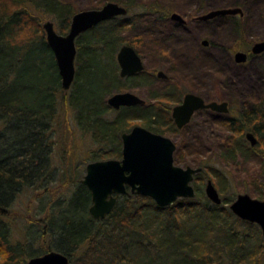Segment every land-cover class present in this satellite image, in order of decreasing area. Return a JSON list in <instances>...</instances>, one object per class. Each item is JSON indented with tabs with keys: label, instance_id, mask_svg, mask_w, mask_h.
Returning <instances> with one entry per match:
<instances>
[{
	"label": "trees",
	"instance_id": "trees-1",
	"mask_svg": "<svg viewBox=\"0 0 264 264\" xmlns=\"http://www.w3.org/2000/svg\"><path fill=\"white\" fill-rule=\"evenodd\" d=\"M15 4L18 7L14 11L0 6V264H26L27 259L51 250L71 256L70 264H221L224 258H229L231 264H261L256 259L264 245L259 226L254 224L256 230H249L250 238L233 229L234 221L250 224L222 206L230 205L233 197H222L220 205L207 197L201 187L203 166L193 181L195 198L160 207L150 197L123 195L102 220L90 216L91 192L77 183L67 198L56 200L37 220L40 251L32 244L25 249L11 245L6 218L18 193L25 187L40 188L54 180L52 153L64 106L73 111L83 133L99 145V150L90 154L94 161L122 158V134L130 131L138 118L142 119L141 125L164 135L175 126L173 121L161 119L159 104L122 107L115 110L114 118L106 116L113 110L106 98L114 90L152 80L144 72L123 78L119 70L117 54L129 44L122 33L137 18L126 22L125 17H115L77 38L76 77L67 93L45 32L32 20L31 4L54 15L60 33L69 31L74 10L59 0H21ZM236 25L237 32L243 33V23L237 20ZM222 125L232 132L223 157L255 150L264 144V98L244 108L237 117L222 121ZM248 130L259 136L255 146L250 142L247 145ZM212 171L222 192L226 178ZM67 205L73 206L74 214L59 222L54 217L55 209L60 211ZM47 237L52 238L50 243Z\"/></svg>",
	"mask_w": 264,
	"mask_h": 264
},
{
	"label": "rangeland",
	"instance_id": "rangeland-1",
	"mask_svg": "<svg viewBox=\"0 0 264 264\" xmlns=\"http://www.w3.org/2000/svg\"><path fill=\"white\" fill-rule=\"evenodd\" d=\"M15 1L21 0H0V6L5 11H14L18 7ZM111 1L129 9L127 15L117 17L127 18L126 22L138 19L133 26L123 31L122 36L129 43L124 45H131L138 51L144 64V70L139 73L144 72L143 75L151 76L152 80L145 84L133 82L130 86L116 89L107 96L106 102L116 92H133L145 100L144 104L154 103L155 100L154 104L162 108L161 119L171 121L167 111L172 109L176 99L180 101L187 92H196L208 100L230 101L231 118L264 98V51L258 54L252 52L255 43L264 41V0H59L61 5L72 8L74 14L81 10L101 8ZM31 7L35 25H40L45 32L43 24L50 20L58 29L54 15L35 5L31 4ZM227 7H240L243 15H221L208 20L199 18L212 10ZM173 12L190 20L187 29L172 22L170 18ZM197 16L203 21H191ZM237 20L245 27L241 34L237 32ZM203 40L209 44L204 45ZM238 51L248 52L245 62L236 61L235 54ZM159 71L170 74L173 83L157 77ZM115 110L113 108L106 116L114 118L117 115ZM225 117L230 116L200 110L184 128L177 129L172 125V131H165V135L177 145L175 163L182 167L203 166L204 183L201 187L204 192L207 181L212 179L221 197H233L234 201L238 194L248 193L264 200V144L260 143L255 150H247V155L237 153L232 158L223 157L225 144L230 143L228 135H232L222 125V121L231 119ZM142 123L141 118L132 122L133 125ZM2 124L0 121V127ZM55 134L51 178L54 180L40 188L36 185L23 188L9 209L6 219L10 225L9 238L14 248L18 246V249H25L28 244H32L40 251L41 229L37 220L45 216V211L54 206L56 200L70 195L84 177L87 164L94 161L90 154L99 150V145L92 140L91 135L84 134L78 127L73 111L65 106L59 113ZM256 137L259 140V136ZM247 145L250 146L249 141ZM212 170L219 171L226 178L222 192ZM222 206L230 209V205ZM60 209H55L54 214L59 222L62 220L63 223L65 216L74 214L71 205ZM239 220L248 222L250 227L234 221L233 229L250 238L248 232L256 230L255 223ZM260 231L264 239L261 228ZM243 235L240 237L244 239ZM51 241L52 238L47 237V242ZM262 247L256 259L264 264V245ZM77 258L75 256L76 261ZM230 261L224 258L221 264H231Z\"/></svg>",
	"mask_w": 264,
	"mask_h": 264
},
{
	"label": "water",
	"instance_id": "water-1",
	"mask_svg": "<svg viewBox=\"0 0 264 264\" xmlns=\"http://www.w3.org/2000/svg\"><path fill=\"white\" fill-rule=\"evenodd\" d=\"M128 14V8L117 2H107L101 8L76 12L66 34L56 30L54 22H44L48 45L55 55L64 90H69L76 77L75 60L77 56V38L98 24L117 16ZM243 15L240 7H227L212 10L200 19L208 20L221 15ZM172 18L180 22L186 19L178 12ZM208 45L207 40H203ZM264 51V41L255 43L253 53ZM248 53L238 51L235 59L245 62ZM117 60L121 76L135 75L144 70L142 58L131 45H123ZM160 77L165 76L163 71ZM109 106L116 110L122 107L142 105L145 100L133 92H116L107 100ZM202 108H211L222 112L228 111V102L216 101L206 103L196 94H186L184 101L174 107L173 117L179 128L187 125L194 112ZM252 146L258 143L253 132L246 133ZM122 158L104 159L89 162L86 173L80 180L91 192L89 214L97 220L106 218L123 195L138 194L152 198L160 207L172 206L179 199L195 198L197 193L193 185L195 176L202 172V167H182L175 163L176 143L167 135L154 132L143 125H135L130 131L122 134ZM207 197L215 204L222 203L220 192L212 179L205 186ZM232 212L242 220L257 223L264 237V200L254 198L248 193H240L230 204ZM26 264H70L68 255L51 250L31 257Z\"/></svg>",
	"mask_w": 264,
	"mask_h": 264
},
{
	"label": "flooded vegetation",
	"instance_id": "flooded-vegetation-1",
	"mask_svg": "<svg viewBox=\"0 0 264 264\" xmlns=\"http://www.w3.org/2000/svg\"><path fill=\"white\" fill-rule=\"evenodd\" d=\"M183 17H185V16H183ZM199 16H197V17H193L192 19H191V21H195V22H200V21H203V20H200L199 18H198ZM186 18V17H185ZM171 20H172V22H174L175 24H177V25H179V27H181V28H183V29H187V27H188V25H189V21L190 20H188L187 18H186V22H180V21H178V20H175V19H173L172 18V14H171V18H170ZM244 52V51H243ZM248 53V52H247ZM120 67V66H119ZM160 72V71H159ZM159 72H157V74H156V76L157 77H159V78H162V79H166L167 81H170L171 83H173L172 82V78H171V75L170 74H165V76H163V77H160V75H159ZM125 77H133V75H131V76H125ZM125 77H123V78H125ZM173 89H176V88H173ZM172 92H173V90H172ZM188 93H193V94H196V95H198V96H201L200 94H198V93H196V92H187L186 94H188ZM174 96H175V94L174 93H172ZM186 94L183 96V98L182 99H180V101L178 100V99H176V103L173 105V107H172V109L170 110H168L167 111V114H168V116L170 117V120L171 121H173V123L175 124V127L177 128V129H182V128H179L178 126H177V124H176V122H175V119H174V117H173V110H174V107H176L177 105H179V104H181L183 101H184V98H185V96H186ZM204 100H205V102L206 103H209V102H213V101H216V102H218V103H221V102H224V101H226V102H228V111L227 112H222V111H218V110H213V109H211V108H202V109H198V110H196L195 112H194V114L192 115V118H191V120H190V122L193 120V118H194V116H195V114H196V112H198V111H200V110H207V111H210V112H212V113H216V114H226V115H228V116H230V117H225V118H231L232 117V115L231 114H229L230 113V107H231V102L230 101H227V100H216V99H206V98H204L203 96H201ZM174 98V97H173ZM154 103L156 102L155 100L153 101ZM154 103H147L146 102V104H144L143 106H145V107H149V106H151L152 104H154ZM189 122V123H190ZM186 126V125H185ZM184 126V127H185ZM183 127V128H184ZM247 133V132H246ZM253 223V222H252ZM255 224H257V223H255ZM261 228V227H260Z\"/></svg>",
	"mask_w": 264,
	"mask_h": 264
}]
</instances>
